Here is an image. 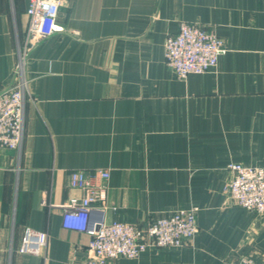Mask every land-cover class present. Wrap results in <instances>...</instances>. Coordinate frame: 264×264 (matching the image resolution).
I'll return each mask as SVG.
<instances>
[{"label": "crops", "instance_id": "obj_1", "mask_svg": "<svg viewBox=\"0 0 264 264\" xmlns=\"http://www.w3.org/2000/svg\"><path fill=\"white\" fill-rule=\"evenodd\" d=\"M28 4L0 0V90L17 79ZM57 21L25 60L23 144L0 147V264H83L90 238L62 226V205L82 193L70 171L97 168L111 174L108 222L198 209L190 241L110 264H264V214L223 190L230 163L264 167V0H61ZM183 21L227 51L178 78L164 44ZM27 228L48 232L42 255L20 252Z\"/></svg>", "mask_w": 264, "mask_h": 264}, {"label": "built area", "instance_id": "obj_2", "mask_svg": "<svg viewBox=\"0 0 264 264\" xmlns=\"http://www.w3.org/2000/svg\"><path fill=\"white\" fill-rule=\"evenodd\" d=\"M61 0H29L28 26L23 43L17 46L15 83L0 90V147L20 150L24 139L26 103L32 100L31 84L24 71L25 60L40 41L65 29L57 21ZM165 61L178 78L215 68L227 51L225 41L203 25L181 22L177 32L165 40ZM225 186L228 197L239 206L264 212V167L232 162ZM109 169L71 170L69 186L80 190L62 205V226L87 234L88 258L83 264H110L118 258H137L149 249L182 246L198 232L197 208L179 209L145 224L121 220L108 222L105 213L113 208L107 201ZM49 234L27 228L20 252L42 255ZM225 264H261L253 257H240Z\"/></svg>", "mask_w": 264, "mask_h": 264}, {"label": "rangeland", "instance_id": "obj_3", "mask_svg": "<svg viewBox=\"0 0 264 264\" xmlns=\"http://www.w3.org/2000/svg\"><path fill=\"white\" fill-rule=\"evenodd\" d=\"M241 163V162H240ZM244 164V163H243ZM247 165V164H246ZM251 166V165H250ZM256 167H261V166H256ZM226 186V185H225ZM223 190H224V192L226 193V190H225V187L223 188ZM252 212V211H251ZM254 213H256V214H264V212L263 213H257V212H254ZM253 257V258H255L258 262H260L261 263V261H259V259L257 258V257H255V256H253V255H245V257ZM241 257H244V256H241ZM240 258V257H239ZM262 264V263H261Z\"/></svg>", "mask_w": 264, "mask_h": 264}]
</instances>
